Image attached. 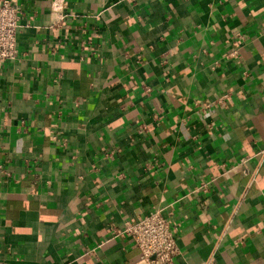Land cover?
I'll return each instance as SVG.
<instances>
[{"label": "crops", "instance_id": "1", "mask_svg": "<svg viewBox=\"0 0 264 264\" xmlns=\"http://www.w3.org/2000/svg\"><path fill=\"white\" fill-rule=\"evenodd\" d=\"M16 3L0 264H147L119 231L157 207L171 264H264V0Z\"/></svg>", "mask_w": 264, "mask_h": 264}, {"label": "built area", "instance_id": "2", "mask_svg": "<svg viewBox=\"0 0 264 264\" xmlns=\"http://www.w3.org/2000/svg\"><path fill=\"white\" fill-rule=\"evenodd\" d=\"M65 0H50V11L56 20L65 17ZM22 11L16 0H0V61L14 60L17 55V31ZM232 50L230 55H236ZM264 153V151H261ZM242 157L239 164L245 163ZM1 169V165H0ZM176 227L161 208H153L138 219H126L119 233L127 236L147 264H171L179 253Z\"/></svg>", "mask_w": 264, "mask_h": 264}]
</instances>
